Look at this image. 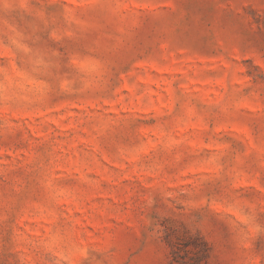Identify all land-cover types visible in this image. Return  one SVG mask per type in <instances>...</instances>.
Returning <instances> with one entry per match:
<instances>
[{
  "label": "rangeland",
  "instance_id": "rangeland-1",
  "mask_svg": "<svg viewBox=\"0 0 264 264\" xmlns=\"http://www.w3.org/2000/svg\"><path fill=\"white\" fill-rule=\"evenodd\" d=\"M0 264H264V0H0Z\"/></svg>",
  "mask_w": 264,
  "mask_h": 264
}]
</instances>
